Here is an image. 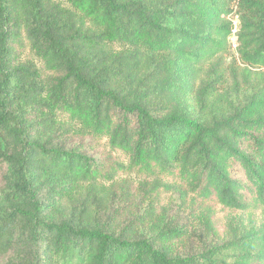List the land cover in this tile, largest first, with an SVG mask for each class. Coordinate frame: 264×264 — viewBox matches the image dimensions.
<instances>
[{
  "label": "trees",
  "instance_id": "obj_1",
  "mask_svg": "<svg viewBox=\"0 0 264 264\" xmlns=\"http://www.w3.org/2000/svg\"><path fill=\"white\" fill-rule=\"evenodd\" d=\"M0 264H264V0H0Z\"/></svg>",
  "mask_w": 264,
  "mask_h": 264
},
{
  "label": "built area",
  "instance_id": "obj_2",
  "mask_svg": "<svg viewBox=\"0 0 264 264\" xmlns=\"http://www.w3.org/2000/svg\"><path fill=\"white\" fill-rule=\"evenodd\" d=\"M232 23V29L231 34L229 36V43L232 48V50H236L237 44H236V31H237V15L235 14L233 17L230 18Z\"/></svg>",
  "mask_w": 264,
  "mask_h": 264
}]
</instances>
